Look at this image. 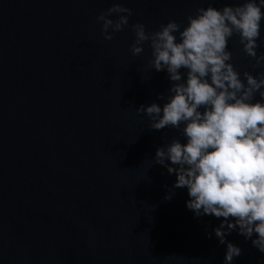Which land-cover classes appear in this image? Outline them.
I'll return each mask as SVG.
<instances>
[{
    "label": "water",
    "instance_id": "obj_1",
    "mask_svg": "<svg viewBox=\"0 0 264 264\" xmlns=\"http://www.w3.org/2000/svg\"><path fill=\"white\" fill-rule=\"evenodd\" d=\"M0 264H264V0H0Z\"/></svg>",
    "mask_w": 264,
    "mask_h": 264
}]
</instances>
